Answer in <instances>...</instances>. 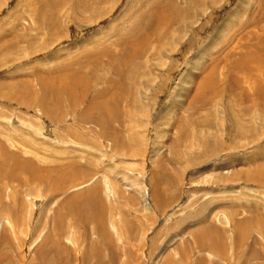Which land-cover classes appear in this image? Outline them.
<instances>
[{"label": "rangeland", "instance_id": "1", "mask_svg": "<svg viewBox=\"0 0 264 264\" xmlns=\"http://www.w3.org/2000/svg\"><path fill=\"white\" fill-rule=\"evenodd\" d=\"M38 1L0 0V147L47 178L33 179L27 162L17 172L30 184L0 181L10 218L0 217V264H245L233 229L246 216L264 218V171L245 177L264 166V107L245 79L231 83L243 74L232 62L248 52L264 59V0H169L168 8L167 0H58L49 24L37 18ZM154 5L165 19L148 30L142 52L120 56L112 46L123 76L105 94L106 112L92 111L105 125L86 119L91 98L117 76L104 55L98 65L87 60ZM175 5L184 13L168 23ZM138 26L134 33L148 27ZM257 62L252 75L264 73ZM99 73L107 78L95 80ZM68 169L73 181L57 177ZM47 183L64 189L42 196ZM94 184L98 217L72 226L64 200ZM254 239L261 258L251 263L264 264V238ZM54 240L69 248L57 252Z\"/></svg>", "mask_w": 264, "mask_h": 264}, {"label": "bare ground", "instance_id": "2", "mask_svg": "<svg viewBox=\"0 0 264 264\" xmlns=\"http://www.w3.org/2000/svg\"><path fill=\"white\" fill-rule=\"evenodd\" d=\"M168 1L169 0H167V3H168ZM242 3H244V0H243ZM59 4L60 3H59L58 0H39L38 1V9H37V18H38V20H41V21L46 22L48 24L51 23L50 22V16L57 9ZM170 4H172V1L170 2ZM262 4L264 5V3H261V4L258 3V5H257V7H258L257 11L259 12V17H257V16L256 17L258 18V21H259L260 18H264V6H262ZM81 7L82 6L80 4H76L74 6V11L73 12H79L81 10ZM166 7L167 8L169 7V3L166 5ZM183 13L184 12H182L180 10V8L177 5H175L174 14H173V16H171L172 18H174V20L171 21V22L170 21H167V22L168 23H172L174 21L177 22V19H179L180 18L179 16H181V14H183ZM162 15H160V13L157 12V9L155 8V5H154V7H151L150 16H148L146 14L145 15L143 14V16L139 17V19L137 20L135 25L130 26V29H128V30L127 29H125V30H119V29L117 30L116 29L115 39L112 40V42L110 41L111 43H106L105 41H103L102 43H99V45L97 46V49H94L95 51H93L96 54L95 53L92 54V57L96 55V57L94 58V59H96V61L95 60L93 61V59L90 58L91 55L89 57L90 59H88V60L86 59L87 61L90 60V63H93L94 65H98V63L99 64L101 63V60H100L101 55H104L105 56V60H103V64H104L105 68L109 72L114 71L113 73L116 74L117 76H115V79L114 78H109L108 79V83L109 84L107 86L108 88L98 91L97 92L98 94L91 98V102L87 106L86 110L83 111V113L81 114L83 117H85L86 119L89 118V120H92V121H94V122H96V123H98V124H100L102 126L105 125L106 122L104 121V119H100L99 120L98 117L92 115V111L95 108H99V109H102L103 113L106 112L107 108H106V106L104 104H102V103H105L107 101V100H104L105 99V94L109 91V87L110 86L118 85V83L120 82V77L123 76V74H121L122 69H123V65L121 67L119 66V62H118V60L116 58V52L112 51L113 50L112 46L114 44L119 46L118 54L120 56H126L127 57L130 53L137 55V53L142 52L141 48L144 47L145 41H147L149 35L151 34L148 30L149 29L153 30V28L156 25H160V21L161 20H162L161 22H163V19H165V18H163L164 16L162 17ZM231 15H233V13ZM231 15H229V16H231ZM67 17H72V13L70 15H68ZM167 18H169V17H167ZM144 21L148 25V27L147 28H143L142 31H139V34H138V32L134 33L135 32L134 30L139 27L138 25L141 24ZM250 22H252V21H248V23H250ZM160 28H161V26H160ZM161 30H162V28H161ZM21 37L19 39H21ZM90 39H92V37L87 39V40H85V41H89ZM88 43H90V42H88ZM92 43H94V42H92ZM86 57H88V55H86ZM257 59H259V64H261V66H263L264 65L263 57L261 55L259 57H254V55L251 52H248V55H245V54L241 55L238 59L233 61L232 64L237 65L238 72L241 73V71H242L243 74L241 73L239 75V74L233 73V74L237 75V77L235 79H232L231 83L232 82L233 83H238V84H240L241 82L244 83V79H245L247 83L251 84V87H252V89L254 91V95L258 96V98L260 100V103H261V97H262V99H263V107H264V77H263L264 73H263V71H261L260 75H258V74L252 75L253 73H256V71H253L256 68L254 69V68L251 67V62L252 61H256V63H258ZM244 67H246L247 70H244ZM246 71H247L248 77H242L245 74ZM103 78L104 79L107 78L105 73H103V74L99 73L97 76H95V80H100V79H103ZM240 78H241V80H239ZM205 80H206V83H212L213 82V80H214L213 67H212L211 71L207 72V75L205 76ZM49 86L51 88L52 87L53 88L56 87V85H54L52 83H46L45 86H43V88L46 90ZM213 88L216 91H219V90H217V89H219L217 87V85L215 87H213ZM67 90L71 91L70 94L74 93V91L72 89H67ZM228 90H231L230 86H229ZM88 91H90V90H88ZM242 93H244V91H242ZM53 94H54L55 97H58V92H56V93L54 92ZM233 96L235 98H238L239 94L237 92H235V94ZM83 97H84V95H83ZM199 97H200L199 103H201L200 105H202L204 102L207 101V99H205L204 96H200L199 95ZM199 97H197V98H199ZM99 98H101V100H99ZM239 99L247 102L246 93H245V96L239 97L237 99V101ZM196 106H199V105L193 104V107L191 106V108H194ZM42 109H44V108H42ZM46 111H47L46 109L43 110L44 113ZM49 113L50 112L48 111V114ZM112 113H115V111L114 112L112 111ZM82 116H81V118H82ZM104 133H105V131H104ZM104 135L106 136L107 133H105ZM203 135H201V136L198 135L197 141L199 143L203 142L202 139H201ZM193 137H194V135H193ZM205 142L208 143L207 141H205ZM208 145H209V143H208ZM0 149H2V151H1L2 152L1 153L2 157L4 159L8 158V160L6 162H8L9 160H12V156H17V160H15L12 165H10V163L4 162L3 159H0V181L3 180V179H8V180L20 179L18 181V183H20L22 185H25L24 183L30 184V182H29L30 180L29 179H27V178L26 179H21V177L19 176L20 173L17 172V170L21 168V163H27V162H31V164L28 165L27 170L30 171V176L33 179H36V181L47 179V178H45V175H46L45 171H43V172H42V170L38 171V169L34 165V161H32L30 159H28V160L18 159V155L17 154L9 153L8 151H6L7 149L3 148V147H0ZM9 165H10V167H9ZM259 167H261L262 171H258V172L252 171L251 173H248L247 176L245 175V177L248 178V179L257 180L256 178L258 176V173H262L264 171V166H259ZM64 168H66V167H64ZM36 169H37V171H36ZM72 170H74V169H72ZM72 170L68 169L67 171L62 172V173L56 172V171L55 172L57 173V177L59 179H65L66 180V178H69V181L70 180L73 181L75 179V174H68V175H70V177H68V175H67V172L68 171H72ZM55 172H54V174H55ZM53 177L54 176L50 177L51 181L53 180ZM57 187H58V185H57ZM42 189L43 190L41 191L40 195L48 196V198L51 195L52 198L54 199L56 197L55 195L57 194V192L63 190L64 188L63 187L62 188H59V187L58 188H56V187L54 188V187L51 186V184L47 183L45 186L42 187ZM31 192H32V190H28L27 191L28 195L31 194ZM98 192L99 191L97 190V185L94 184L89 189H86V190L81 191L79 193H74V194H71L70 196H67V198L64 200V202H69L68 204L66 203L67 204L66 205V209H67V213L69 215H71L73 217V219H74V222L70 221L72 226H76L77 224H80V222H84V221L86 222V220L88 222H92V220L95 221V215L97 213L98 207H100L101 204H102V198L100 196H99V200H97L98 199ZM82 193H84V194H82ZM83 198H86L84 203H82L80 201ZM79 208H81V209L79 210ZM4 212L7 214V219L10 220V218L8 216V212L6 210V207H4V205H3L0 208V217H4L5 216ZM98 212H100V211H98ZM56 215L58 217L56 219L53 217V223L55 224L54 227L56 226L57 228H59V224H61L62 220H64L65 214H64V211H61V212L57 213ZM96 216L98 217V215H96ZM62 217H64V218H62ZM97 224H101V220ZM202 229H204V230H202ZM202 229L200 231H198V232H201V236H204V234L208 230V226L203 225ZM58 231L59 230H57V233H60ZM234 232H235V235H234L235 245L238 246L239 244L242 245L241 243H243L245 245V247H246L247 252H246L245 257H244L245 264H252L251 261L254 260V259L257 262V258H261V257H259L260 253H259V250L257 249V247H255V243H254L255 239L254 240H250V239L252 237V233L253 232H256L260 237L264 238V218H263V216L262 217L261 216H257L256 217V215H251V216H246L244 218L236 220L235 221V225H234V229H233V233ZM58 235H59V239H60V234H58ZM100 235L106 236L104 231H101ZM195 236H196V234H195ZM45 237H47V236H45ZM47 239L48 238H46V240ZM51 244L54 246V248H55V250L57 252H60V251H63L65 249L69 248L66 245L61 244L59 242V240L57 242L54 240V241L51 242ZM64 246H66V247H64ZM42 251L43 250H41V252ZM253 264H256V263L253 262Z\"/></svg>", "mask_w": 264, "mask_h": 264}]
</instances>
